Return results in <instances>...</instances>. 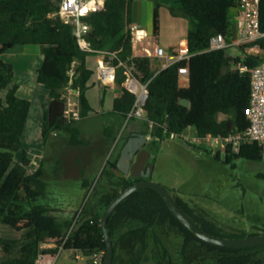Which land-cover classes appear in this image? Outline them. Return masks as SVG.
I'll list each match as a JSON object with an SVG mask.
<instances>
[{
    "label": "trees",
    "instance_id": "trees-1",
    "mask_svg": "<svg viewBox=\"0 0 264 264\" xmlns=\"http://www.w3.org/2000/svg\"><path fill=\"white\" fill-rule=\"evenodd\" d=\"M62 0H0V225L23 233L19 239L0 235V264H37L43 254L56 255L58 250L72 251L84 257L106 252V241L101 227V216L94 215L81 221L68 231L70 224H60L42 205L34 203L45 197L46 185L42 168L28 172L29 160L24 152L23 136L32 111V102L18 96L14 85V68L3 60V55L17 45L44 47V59L38 69L37 83L49 95L43 135L50 131L72 133L77 119L66 117V96L69 87L78 91L80 117L89 116L93 109L87 90L94 72L87 59L100 52L116 53L113 64L118 66L115 84L122 89L113 102L112 112L119 121L128 118L136 95L125 87L130 71L142 84H148V98L144 106L146 127L152 134L179 138L188 128H194L199 137L228 136L249 128L248 109L251 101V74L239 66L253 69L264 64L260 56H231L230 49L210 50V40L217 34L232 40L229 11L237 0H179L171 6L175 17L188 19L195 24L185 44L189 59L181 60L158 73L152 70L148 56H135L132 25V0H106L104 9L92 12L83 20L89 24L86 37L93 52L83 51L73 34V26L58 15ZM153 12L152 34L158 35L159 9ZM27 19L29 22L27 23ZM260 23L264 30V0L260 3ZM264 51V40L260 42ZM109 59V58H108ZM188 67L190 84L179 86V68ZM73 71V75L71 72ZM2 92H6L2 97ZM189 100L190 106L181 104ZM23 152L21 161L16 154ZM215 158L222 160L220 152ZM119 157L108 163L117 176L122 190L134 184L117 168ZM238 159L259 162L264 159V145L246 144L234 155L223 156V162L232 164ZM264 179V174L260 175ZM120 193V192H119ZM105 195L103 209L119 194ZM174 198V197H173ZM186 215L205 232L223 238H243L264 234V230L249 235L229 232L201 216L181 200L174 198ZM105 211V210H104ZM127 221L139 222L141 227L120 229ZM159 228L168 232L159 231ZM109 232L114 246V261L121 249L127 254L123 264H142L153 258L154 264H264V246L227 248L207 243L189 231L171 212L163 198L153 189H142L125 199L109 219ZM182 237L179 249L171 250L162 239L172 233ZM42 244H54L44 251Z\"/></svg>",
    "mask_w": 264,
    "mask_h": 264
},
{
    "label": "rangeland",
    "instance_id": "rangeland-1",
    "mask_svg": "<svg viewBox=\"0 0 264 264\" xmlns=\"http://www.w3.org/2000/svg\"><path fill=\"white\" fill-rule=\"evenodd\" d=\"M154 2H158L154 4L155 9L157 4L160 5L159 0H132V20L137 22L147 9V3L150 14V7ZM229 13L232 29L235 18L232 12ZM150 17L149 20L153 17V11ZM228 54L234 57L244 56V52L234 49H230ZM101 58L108 60L109 56L99 54L87 59L88 68L94 72L90 80V85L93 86L87 92L93 109L89 116L80 117V93L73 91L71 87L64 91L66 107L70 111L67 118L73 120L72 113L79 112V118L74 125L78 131L77 136L53 130L45 137V120L44 123L39 122V115L34 109L30 114L31 119L29 118L23 136L24 152L29 160L28 172L33 173L42 168L46 185L45 197L34 204L45 207L58 223L70 224V232L85 219L94 215L102 217L105 209L102 208L101 199L105 195H112L113 191H122L117 185V176L108 163L119 155L131 132L142 127L146 132L150 130L148 138L152 144L149 151L155 156L151 181L165 187L172 197L183 201L190 210H194L195 215L216 223L226 231L249 235L254 231L264 230V179L260 177L264 174V159L259 162L238 159L227 165L222 161L224 155L221 154L222 160L215 158L217 148L195 144L171 135H164L161 139L156 137L151 132V125L147 129L144 118H126L123 122L119 121L109 109L114 98L120 96L119 91L122 89L102 84L97 75L98 61ZM8 60L26 65L30 54H16L5 58L6 62ZM40 89L41 92L45 90L42 86ZM37 94L39 95L38 92ZM38 95L35 109L43 106ZM1 96L4 97L5 92ZM195 132L194 128H190L185 134L191 136ZM22 157L23 152L17 153L16 161H21ZM141 225L139 222L127 221L120 229H134ZM159 231L166 233L168 228H159ZM22 234L0 225V235L4 238L19 239ZM162 240L171 250H177L182 237L174 232ZM54 248V244H42L44 251ZM259 257H264V254ZM84 258L85 260L79 257V254L68 255V251L63 250L57 264H77L80 259L84 261L83 264H92V257ZM126 259L125 251L119 249L117 264H123ZM142 264H154V260L150 257Z\"/></svg>",
    "mask_w": 264,
    "mask_h": 264
},
{
    "label": "built area",
    "instance_id": "built-area-1",
    "mask_svg": "<svg viewBox=\"0 0 264 264\" xmlns=\"http://www.w3.org/2000/svg\"><path fill=\"white\" fill-rule=\"evenodd\" d=\"M106 0H62L60 3L58 15L67 24L73 26V34L77 39L79 47L86 52H93L86 37L90 31V26L83 18L92 12H97L105 7ZM260 3L261 0H237L236 6L237 15L235 17V25L238 37L235 40L227 41L224 35L217 34L210 40V50L217 51L223 49H241L244 56H260L264 51L260 46V42L264 40V30L260 23ZM129 32L133 38V44L144 42L147 38L143 34V30L138 25H131ZM142 56L155 57L164 59L167 67L181 60L189 59L184 56H168L164 49L158 45H154L153 49H145ZM101 55L106 54L109 59L100 61L97 68V75L105 85L113 84L116 80L118 66L113 64V58L116 53L100 52ZM242 71H249L251 74V101L248 109V120L250 126L247 130L229 134L228 136H207L199 137L197 133L188 136L185 133L180 135V138L193 142L195 144H206L211 148H217L222 155H234L241 151L246 144L258 143L264 145V64H261L253 69H248L246 66H239ZM127 79L124 87L134 95L136 102L132 111L128 115L131 118H145L144 106L148 98V84L140 83L130 71L125 72ZM73 75V71L71 72ZM179 78H189L188 67L179 68ZM70 114L66 108L65 115ZM74 119L79 118V112L72 113ZM63 252L61 247L58 253L54 256L42 255L37 260V264H57L60 254ZM101 255L95 254L92 256V264H103ZM83 257L84 256H80Z\"/></svg>",
    "mask_w": 264,
    "mask_h": 264
},
{
    "label": "crops",
    "instance_id": "crops-1",
    "mask_svg": "<svg viewBox=\"0 0 264 264\" xmlns=\"http://www.w3.org/2000/svg\"><path fill=\"white\" fill-rule=\"evenodd\" d=\"M161 8L160 11V27L158 35L153 36L152 34V27H153V17L151 18L152 11L154 12V4L158 2H154L153 5L150 7V14L148 13V7L149 4L147 3L145 6H147V9L143 12L142 16H140L137 20V22L132 20V25H138L144 32L143 34L147 35V38L144 42L141 43H135L133 44V51L135 56H142L144 48L145 49H153L154 45H158L159 47L163 48L165 53L168 56H184L187 55L185 44L187 40V35L190 30H195V24L191 21L186 20L182 17H175L170 12V7L175 4L179 5V0H159ZM162 3V4H161ZM235 8H232V12L234 18L237 15V10L235 13ZM230 14V13H228ZM132 19V16H131ZM142 26V27H141ZM232 40L237 39V29L236 25H233L232 27ZM151 31V33H150ZM151 35V37H149ZM241 51V49H235ZM18 50V51H16ZM15 52V53H14ZM20 53H29L30 54V60L25 64H18L20 62H15L14 60H8L5 61L6 57H12L13 55L20 54ZM13 54V55H12ZM188 56V55H187ZM44 59V47L39 45H17L11 50L7 51L3 55V60L6 63H9L14 68V79L13 83L14 85L18 86V96L24 99H27L32 102V110L34 109L36 114L39 115V122H43L45 120V114L47 112V108L50 102V98L48 95V92L44 90L41 92L40 85L37 83V76H38V69L41 67ZM152 60V70L155 73L160 72L161 70L165 69L167 67V63L164 59H159L155 57H151ZM102 61V58L98 61L100 63ZM99 65V64H98ZM98 68V66H97ZM104 85V83H102ZM190 84L189 78H182L179 80V86L182 88H188ZM90 88L87 90V92L92 88V86L89 83ZM104 86H110V87H116L117 85L115 83L104 85ZM103 86V87H104ZM106 88V87H104ZM119 90V89H118ZM39 93V95L37 94ZM120 96L122 94V91L120 90ZM6 93V92H5ZM36 95H38V98L41 99V105H43L40 109H35L34 104L38 100L36 99ZM117 98V97H116ZM114 98V100L116 99ZM89 100V98H88ZM113 100V102H114ZM90 102V101H89ZM113 107V103H112ZM112 107L109 109L110 113L112 112ZM32 112V111H31ZM42 112V113H41ZM42 117V118H40ZM30 118V117H29ZM31 119V118H30ZM29 119V120H30ZM26 129L28 127V123ZM43 125V124H42ZM196 133V132H195ZM46 247V246H45ZM72 254L70 251H68V255ZM85 260V258L81 257ZM80 259L81 261L77 262V264H83L84 261ZM65 261V260H64ZM83 261V262H82Z\"/></svg>",
    "mask_w": 264,
    "mask_h": 264
},
{
    "label": "water",
    "instance_id": "water-1",
    "mask_svg": "<svg viewBox=\"0 0 264 264\" xmlns=\"http://www.w3.org/2000/svg\"><path fill=\"white\" fill-rule=\"evenodd\" d=\"M29 22V19L26 21ZM181 104L189 107V100H182ZM148 139L144 134L134 133L128 141L125 143L120 152V157L117 162V168L125 175H131L132 178H145L143 181L136 182L126 189L122 190L106 207L101 217V227L103 235L106 241V252L104 256L103 264H113L114 261V246L113 241L109 232V219L116 210V208L129 196L142 190V189H153L163 198L171 212L175 217L195 236L201 240L210 243L212 245L243 249L264 246V234L247 236L243 238H223L211 235L202 230L196 225L186 213L179 207L171 193L162 185L155 183L150 180V177L154 170L153 159L154 154L146 149ZM137 160L132 165L135 160ZM149 162V163H148Z\"/></svg>",
    "mask_w": 264,
    "mask_h": 264
},
{
    "label": "flooded vegetation",
    "instance_id": "flooded-vegetation-1",
    "mask_svg": "<svg viewBox=\"0 0 264 264\" xmlns=\"http://www.w3.org/2000/svg\"><path fill=\"white\" fill-rule=\"evenodd\" d=\"M146 130V129H145ZM144 130V128H139V130H134V131H132L131 132V134H130V136L128 137V139L134 134V133H141V134H144L145 135V137L148 139V143H147V145L145 146L146 147V149H148V150H150L151 149V141H150V139L148 138V133H150V130H147V132ZM152 131V130H151ZM128 139L126 140V142L128 141ZM125 142V143H126ZM125 145V144H124ZM123 148V147H122ZM120 152L121 151H119V155H116L114 158H116V157H120ZM137 155L135 156V160L133 161V163H132V165L135 163V161L137 160ZM119 160V159H118ZM149 163V162H148ZM119 170V169H118ZM120 171V170H119ZM121 172V171H120ZM122 173V172H121ZM123 174V173H122ZM125 175V174H124ZM129 177H131V175H129ZM135 179V182L134 183H136V182H139V181H143V180H145V178H143V177H141V178H134Z\"/></svg>",
    "mask_w": 264,
    "mask_h": 264
},
{
    "label": "clouds",
    "instance_id": "clouds-1",
    "mask_svg": "<svg viewBox=\"0 0 264 264\" xmlns=\"http://www.w3.org/2000/svg\"><path fill=\"white\" fill-rule=\"evenodd\" d=\"M189 57V56H188ZM151 58V57H150ZM188 129H190V128H188ZM185 133V132H184ZM180 138V137H179ZM72 254H73V252L72 251H70ZM43 255H47V254H43ZM42 256V255H41ZM51 256V255H50ZM80 256H82V255H80ZM104 263V262H103Z\"/></svg>",
    "mask_w": 264,
    "mask_h": 264
}]
</instances>
